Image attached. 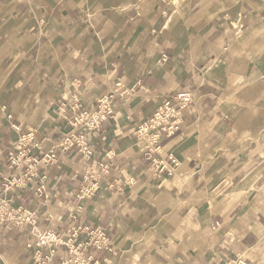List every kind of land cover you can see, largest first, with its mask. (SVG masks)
I'll use <instances>...</instances> for the list:
<instances>
[{"label": "crops", "instance_id": "1", "mask_svg": "<svg viewBox=\"0 0 264 264\" xmlns=\"http://www.w3.org/2000/svg\"><path fill=\"white\" fill-rule=\"evenodd\" d=\"M182 92L180 130L149 152L135 128ZM109 94L92 155L65 145ZM26 133L58 158L43 193L6 194L62 234L98 227L100 264H264V0H0V190ZM30 237L0 223V264H32Z\"/></svg>", "mask_w": 264, "mask_h": 264}, {"label": "built area", "instance_id": "2", "mask_svg": "<svg viewBox=\"0 0 264 264\" xmlns=\"http://www.w3.org/2000/svg\"><path fill=\"white\" fill-rule=\"evenodd\" d=\"M113 95H104L96 108L82 110L72 117V126L82 130L79 133H68L65 145H77L80 151L87 155L92 149L87 140L88 131L100 129L102 123L114 114ZM191 104L189 95L185 92L174 96L164 97L157 111L147 120L142 121L135 128L137 141L144 143L149 152H155L162 138L170 137L180 130L183 121L184 107ZM84 129V130H83ZM37 145L33 142L31 133L22 134L14 142V150L8 155V166L12 169L11 176H4L0 190V223L6 224L11 230L25 232L30 229V239L26 247L32 251V264H100L90 253L91 249L102 248L107 245V237L98 227L80 225L72 227L66 233L56 228L44 226L34 207L16 205L15 198L6 193L16 191V188L35 190L41 194L44 191V177L36 186L40 163H52L57 160L55 149L40 156L32 154V148ZM107 164H101L106 169ZM93 187L87 185L79 195L80 198L92 194ZM17 198L22 195L17 193ZM237 263V262H235ZM242 264H247L241 262Z\"/></svg>", "mask_w": 264, "mask_h": 264}, {"label": "bare ground", "instance_id": "3", "mask_svg": "<svg viewBox=\"0 0 264 264\" xmlns=\"http://www.w3.org/2000/svg\"><path fill=\"white\" fill-rule=\"evenodd\" d=\"M185 93H187L188 95H189V97H190V99H191V94L190 93H188V92H185ZM179 94V93H178ZM191 102H192V99H191ZM184 108H186V107H184ZM183 108V109H184ZM183 109L181 110L182 112H183ZM157 111V110H156ZM155 111V112H156ZM183 122V121H182ZM136 130V129H135ZM70 133V132H69ZM88 140V144L90 145V149H92V145L90 144V142H89V139H87ZM34 147H36V145L34 146ZM64 147V146H63ZM51 149H55L56 150V153H57V158H58V152H57V147H52V148H50L49 149V151L51 150ZM49 151H47V152H49ZM80 151V150H79ZM47 152H44V153H47ZM84 155H87V153H85L84 151H81ZM156 152V151H155ZM10 153V152H9ZM92 153H93V151H92ZM43 154V153H42ZM41 154V155H42ZM9 155V154H8ZM92 155V154H91ZM91 155H87V156H91ZM103 169V168H102ZM183 170V166L181 167V168H179V169H177L176 170V172L177 173H179L180 171H182ZM82 191V190H81ZM81 193V192H80ZM80 193L78 194V198H80L79 197V195H80ZM86 197V196H85ZM103 232V231H102ZM104 233V232H103ZM106 236V235H105ZM107 240H108V238H107ZM106 240V241H107ZM106 246H108V241H107V245ZM106 246H104V247H106ZM93 249H96V248H93ZM100 249V248H99ZM90 253H91V255H92V249H91V251H90ZM93 257V256H92ZM94 258V257H93ZM95 259V258H94ZM98 260V259H97ZM58 261H59V259L57 258L56 259V262H55V264H58ZM233 263H235V262H233ZM237 264V263H236Z\"/></svg>", "mask_w": 264, "mask_h": 264}, {"label": "rangeland", "instance_id": "4", "mask_svg": "<svg viewBox=\"0 0 264 264\" xmlns=\"http://www.w3.org/2000/svg\"><path fill=\"white\" fill-rule=\"evenodd\" d=\"M12 264V263H11ZM230 264H236V263H230ZM238 264V263H237Z\"/></svg>", "mask_w": 264, "mask_h": 264}]
</instances>
